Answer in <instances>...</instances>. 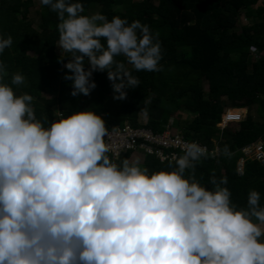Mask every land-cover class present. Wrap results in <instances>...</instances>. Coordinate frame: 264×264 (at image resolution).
<instances>
[{"label": "clouds", "instance_id": "clouds-1", "mask_svg": "<svg viewBox=\"0 0 264 264\" xmlns=\"http://www.w3.org/2000/svg\"><path fill=\"white\" fill-rule=\"evenodd\" d=\"M40 4L57 14L72 96H87L93 72L106 71L113 99L123 100L139 85L133 71L161 70L158 33L147 24L84 14L81 0ZM12 43L0 34V53ZM7 76L0 62V264H264L261 193L249 190L238 206L227 176L195 174L201 158L230 156L227 145L185 142L158 170L138 158L118 164L102 113L53 109L52 121L38 118L33 96L14 90L24 75ZM243 110L225 109L216 128L240 124ZM226 113L242 119L220 129Z\"/></svg>", "mask_w": 264, "mask_h": 264}, {"label": "trees", "instance_id": "trees-1", "mask_svg": "<svg viewBox=\"0 0 264 264\" xmlns=\"http://www.w3.org/2000/svg\"><path fill=\"white\" fill-rule=\"evenodd\" d=\"M260 0H81L84 14L95 6L108 19L117 15L130 23L139 20L158 33L162 59L160 71H133L139 85L127 90L123 100L113 99L106 71H94L96 87L85 96H72L71 81L64 78L70 70L69 59L57 51L58 17L43 5L30 19L32 0H0V34L11 35L13 43L0 53V62L11 75L20 72L25 82L14 86L17 94L33 96L38 118L52 121L53 109L83 110L94 107L103 114L107 129L129 124L139 127L138 116H146L144 127L154 133L165 131L177 112L193 115L184 125L182 136L213 149L227 145L231 153L201 158L197 178L207 181L213 172L227 176L231 199L238 206L246 203L247 193L255 189L264 203V165L248 159L237 173L241 149L260 142L264 149V57L249 62L250 48L264 50V7ZM247 24L237 31L239 16ZM34 24L36 27H34ZM28 53H34L29 55ZM62 55H69L63 53ZM122 60L123 57H116ZM87 67V64L85 65ZM203 86H207L206 93ZM49 93V98L44 97ZM225 108L246 109L244 120L235 131L216 128ZM215 141V142H214ZM131 151L113 159H129ZM182 153H178V156ZM154 156H145L142 164L150 170L167 166Z\"/></svg>", "mask_w": 264, "mask_h": 264}, {"label": "built area", "instance_id": "built-area-1", "mask_svg": "<svg viewBox=\"0 0 264 264\" xmlns=\"http://www.w3.org/2000/svg\"><path fill=\"white\" fill-rule=\"evenodd\" d=\"M241 119L242 117L238 113H226L223 125H219L220 129L224 127L226 122H239ZM144 124H140L139 127H132L126 123L122 127L107 129L105 140L110 145L108 153L110 158L117 159L122 153L131 151L132 153H140L143 156H154L159 162H165L174 155L178 157V153L183 152V145L188 140H185L179 133H173L170 124L166 126L165 131L162 133H154L152 130L145 128ZM206 148L209 151L212 150L207 146ZM213 148L217 147L214 146ZM241 154L243 158L237 164L239 175L242 174V167L247 159H255L264 165V149L261 143L244 147L241 149ZM218 155L219 152L212 158L218 157Z\"/></svg>", "mask_w": 264, "mask_h": 264}, {"label": "rangeland", "instance_id": "rangeland-1", "mask_svg": "<svg viewBox=\"0 0 264 264\" xmlns=\"http://www.w3.org/2000/svg\"><path fill=\"white\" fill-rule=\"evenodd\" d=\"M257 6H263L264 7V0H260L257 4ZM43 10V5L40 4V0H32V4L31 6L29 7L28 9V12H29V18L30 19H34L35 16H36V11H39L41 12ZM99 11V7L98 6H95V7H92L90 8L88 11H87V14H92V13H95V12H98ZM247 24V20L245 19V17L241 14L239 16V23L237 24V31L240 29L241 26H244ZM34 27H36V25L34 24ZM251 50V49H250ZM57 51L59 54H63L64 52L61 53V50L60 48L57 46ZM29 55H34V53H28ZM263 56L264 57V50L262 52H257L255 51L254 49H252L250 51V56H249V62H253L254 60H256L257 58ZM203 90L204 92L206 93L207 91V86H203ZM51 95L49 93H45L44 94V97L46 98H49ZM242 115L244 116L245 118V115H244V110L242 111ZM193 118V115L192 114H189V113H186V112H177L174 114L173 116V120L177 121L178 122V125L173 127L171 130L173 133H181L182 134V131H183V128H184V125L187 124L188 122H190ZM243 118V120H244ZM138 123L139 124H143L145 123L146 121V116L143 115V114H140L138 116ZM170 124V123H169ZM168 124V125H169ZM239 127V124H231L228 129L229 130H232V131H235L236 129H238ZM215 142V141H214ZM130 158V157H129ZM139 159L140 162L143 161V157H142V154L140 153H135L131 156V159Z\"/></svg>", "mask_w": 264, "mask_h": 264}, {"label": "crops", "instance_id": "crops-1", "mask_svg": "<svg viewBox=\"0 0 264 264\" xmlns=\"http://www.w3.org/2000/svg\"><path fill=\"white\" fill-rule=\"evenodd\" d=\"M225 109H227V108H225ZM173 127H175V126H173ZM133 154H135V153H133ZM133 154H131V155H130V158H129V160H131V156H132ZM143 159H144V158H143ZM141 163H142V162H141Z\"/></svg>", "mask_w": 264, "mask_h": 264}]
</instances>
